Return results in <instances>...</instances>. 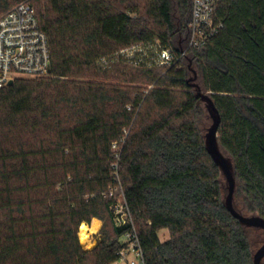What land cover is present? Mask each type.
<instances>
[{"label":"trees","instance_id":"trees-1","mask_svg":"<svg viewBox=\"0 0 264 264\" xmlns=\"http://www.w3.org/2000/svg\"><path fill=\"white\" fill-rule=\"evenodd\" d=\"M26 1L52 72L0 91V264H115L132 230L145 264H254L188 77L192 63L220 112L237 207L264 218V0H220L224 30L171 68L113 56L139 45L180 53L192 0H0V15ZM120 200L124 227L111 210ZM94 219L112 229L85 251L97 228L87 241L81 230Z\"/></svg>","mask_w":264,"mask_h":264},{"label":"built area","instance_id":"built-area-1","mask_svg":"<svg viewBox=\"0 0 264 264\" xmlns=\"http://www.w3.org/2000/svg\"><path fill=\"white\" fill-rule=\"evenodd\" d=\"M192 3L188 38L180 53L160 45L151 53L152 48L139 45L123 50L119 55L135 65L153 56L156 66L171 68L187 58L190 52L206 47L225 27L218 16L220 0H192ZM51 72L48 38L41 29L36 9L30 2H22L0 19V91L18 78L46 79L51 77ZM114 149L120 151L117 145ZM116 157L119 158V154ZM111 210L118 227L131 223L126 202L116 203ZM123 242L128 247L120 252L115 264H145L136 231L127 232Z\"/></svg>","mask_w":264,"mask_h":264},{"label":"water","instance_id":"water-1","mask_svg":"<svg viewBox=\"0 0 264 264\" xmlns=\"http://www.w3.org/2000/svg\"><path fill=\"white\" fill-rule=\"evenodd\" d=\"M192 70V69H191ZM194 77L188 80V84L195 91V95L205 105L208 116L212 121L211 126L205 133L206 150L219 167L221 174L225 181L224 186V204L232 216L239 221V223L247 229H255L264 231V218L259 215H245L243 214L235 203V193L237 189V179L233 161L230 157L226 156L220 147L218 132L222 122L221 115L217 109L213 98L205 93L202 87L196 82L197 73L192 70ZM13 83L10 84V86ZM264 260V244L253 256L254 264H262Z\"/></svg>","mask_w":264,"mask_h":264},{"label":"rangeland","instance_id":"rangeland-1","mask_svg":"<svg viewBox=\"0 0 264 264\" xmlns=\"http://www.w3.org/2000/svg\"><path fill=\"white\" fill-rule=\"evenodd\" d=\"M6 13H2L0 15V19L5 15ZM120 52L113 56V57H117L121 62L126 63V64H132L131 62H129L128 60L122 58L120 55ZM109 61L108 60H104L101 64L103 65V67L106 66V64H108ZM188 63V62H187ZM133 65V64H132ZM189 67L190 69L194 70L196 73V66L195 65H192V63L189 64ZM192 70H190V74H189V77H188V80L192 79L194 77V74L192 72ZM197 76H198V73H197ZM18 79H25V80H28V81H42L43 79H33V78H18ZM17 79V80H18ZM46 82H54V81H51V80H44ZM83 80H78V82H82ZM60 82H64V80H61ZM198 83V78H197V81ZM135 88H141L142 90H146L148 87L146 85H137L135 84L134 85ZM146 92V91H145ZM202 122H203V125H204V130H205V133L206 131L208 130V128L211 126L212 124V121L210 120V118H208V113L207 111H203L202 112ZM119 183L121 182L120 181V178L118 179ZM118 188L114 189V191H116ZM118 203H123V200L119 201ZM246 215H250L249 213H245ZM100 220L97 221V219L93 220V222L88 225L86 224L90 229H94V227H96V231L92 233V241L91 243L93 244V247L91 248H88L86 249L85 247H83V245L81 244V241H80V244L82 246V248L85 250V251H93L95 248H97L98 244H99V240L102 238V230L103 228H106L107 231L111 232V224L109 222L105 223L103 221H100L101 223H99ZM96 223V224H95ZM81 228V227H80ZM81 230V229H80ZM80 230H79V233H80ZM246 233H247V237L249 239V242H250V245L252 247V252H253V256L257 253V251L263 246L264 244V231L262 230H255V229H247L246 230ZM82 237H84V239L87 241L88 240V234L87 235H82ZM159 237H160V240L162 242L164 241H167L170 237V234L167 230H163L160 234H159ZM80 240V238H79ZM262 264H264V260L262 261Z\"/></svg>","mask_w":264,"mask_h":264},{"label":"bare ground","instance_id":"bare-ground-1","mask_svg":"<svg viewBox=\"0 0 264 264\" xmlns=\"http://www.w3.org/2000/svg\"><path fill=\"white\" fill-rule=\"evenodd\" d=\"M89 233V228L87 225H83L82 230H81V234L82 235H87Z\"/></svg>","mask_w":264,"mask_h":264},{"label":"crops","instance_id":"crops-1","mask_svg":"<svg viewBox=\"0 0 264 264\" xmlns=\"http://www.w3.org/2000/svg\"><path fill=\"white\" fill-rule=\"evenodd\" d=\"M96 220V219H95ZM98 221V220H97ZM99 223H101L100 221H99ZM168 231V230H167ZM169 232V231H168ZM165 242V241H164Z\"/></svg>","mask_w":264,"mask_h":264}]
</instances>
